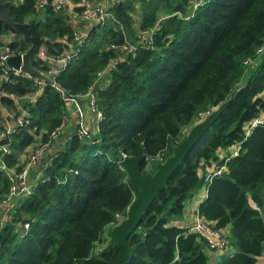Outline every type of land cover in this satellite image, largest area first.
Masks as SVG:
<instances>
[{
    "label": "trees",
    "instance_id": "16d2710c",
    "mask_svg": "<svg viewBox=\"0 0 264 264\" xmlns=\"http://www.w3.org/2000/svg\"><path fill=\"white\" fill-rule=\"evenodd\" d=\"M4 1L16 2L7 8L10 19L44 38L47 55L69 52L70 58L60 66L30 59L43 73L56 71L57 89L23 78L0 86V132L9 128L0 137V205L7 207L0 264H115L123 248L106 244L105 229L133 199L119 159L135 158L142 173L153 172L233 89L126 237L131 257L125 264H207L211 250L189 230L193 221L177 224L201 188L196 215L225 234L227 248L216 264H264V124L245 126L264 109V49L258 51L264 0H110L109 18L98 25L73 22L67 11H80L78 0L58 9ZM150 27V41H138L137 32ZM77 31L86 36L74 43ZM124 43L132 52L119 49ZM91 88L100 118L88 137L75 126L59 149L41 158L29 192L8 200L7 170L20 171L31 153L53 141L64 98ZM224 158L222 173L205 181Z\"/></svg>",
    "mask_w": 264,
    "mask_h": 264
},
{
    "label": "built area",
    "instance_id": "2783aa9c",
    "mask_svg": "<svg viewBox=\"0 0 264 264\" xmlns=\"http://www.w3.org/2000/svg\"><path fill=\"white\" fill-rule=\"evenodd\" d=\"M98 3H95V0H78V2L82 5V9L80 11L75 10H68L67 14L70 16V18L73 20V22H79L84 21L88 24L92 25H98L103 24L106 19L109 18V14L107 13V8L109 7L110 0H98ZM72 0H35V4L38 8H43L46 5H52L54 9L66 7L67 4H70ZM154 27H150L145 30H139L136 34L138 41H150V38L153 34ZM86 36L84 31H77L73 33V37L71 39L72 42H77L82 37ZM0 86L2 84H8L12 83L13 81L17 80L18 78H23L30 80L31 83L34 86H39L43 84L44 82L40 80L37 76L29 75L25 72L20 71L18 68H11L6 65L5 60L12 55H20L24 51H19V42L18 39H10L9 37H0ZM12 44H15L13 47ZM27 47V46H26ZM119 49L122 52H132L133 45L129 43H124L119 46ZM264 49V46L262 48H259L258 51H262ZM263 52V51H262ZM35 58H39L42 60H50L55 65L60 66L65 63L66 60L70 58L69 52H64L60 54H55L53 56H49L46 54L45 49L40 47L39 52L36 56H33ZM56 71L54 69H49L45 75H47L51 82L50 85L55 87L57 89V86L52 81L54 74ZM83 97L86 100V104L88 106V109L90 113L98 120L100 118V112L97 109L96 105V99L94 96V93L91 89H88L85 94L76 96V97H66L64 100L67 102H70L75 100L76 98ZM75 109L77 111L78 119L79 115L81 113L79 106L77 103H74ZM7 114V112H6ZM206 114H202L200 119L203 118ZM67 116L66 114L63 116V121L60 127L56 128L55 131L51 133V139L57 137L60 129L66 124L67 122ZM199 119V120H200ZM18 124H21L20 121L17 122ZM257 124H264V109L257 115H255L251 120L245 125L246 130L248 128L253 127ZM80 135L85 138L88 137L89 132L86 131L85 123H82L80 119L78 120L77 126ZM9 132V128L6 127L5 132H0V137L4 136L5 133ZM69 136V135H68ZM68 138V137H67ZM48 147V145L43 146L42 148H39L34 152L33 154L29 156V159L27 160L26 164L20 169V171H14L12 169L7 170L8 174V194L7 199L10 200L14 197H18L24 194H27L29 192V183L27 180L28 177V170L29 168L37 161L39 156H41L42 152ZM2 150L5 151L6 148L2 147ZM235 153V150L233 151ZM227 158H224L223 163L217 166H213L211 170H209V173L206 174L204 177L205 181H208L211 176L213 175H220L223 171L224 163L226 162ZM261 218L264 220V198L262 203V208L260 210ZM23 228L26 229L27 225L24 224ZM189 230L192 232H196L200 237H202L208 244V248L212 252H216L218 254L224 252L227 247L226 241H225V234L221 231H215L209 228L197 215H195V218L193 220V223L189 227ZM260 261L264 263V252L260 256Z\"/></svg>",
    "mask_w": 264,
    "mask_h": 264
},
{
    "label": "water",
    "instance_id": "95a60500",
    "mask_svg": "<svg viewBox=\"0 0 264 264\" xmlns=\"http://www.w3.org/2000/svg\"><path fill=\"white\" fill-rule=\"evenodd\" d=\"M15 5V1L0 2V29L8 32L11 36L20 37L27 49L20 55L9 56L5 63L11 68H18L29 75L37 76L43 82L50 83L51 80L47 75L30 65V59L38 54L40 47L46 40L31 36L28 32L27 22L16 23L10 19L7 8ZM235 91L236 89H233L226 100L193 123L186 130L181 141L173 146L171 154L162 162L155 164L153 172L142 173L139 161L135 158L122 156L119 159L118 163L126 174L127 184L133 199L126 207L124 217L112 225L108 231L106 244L119 245L124 252L123 257L115 264H125L130 259L131 247L127 243L126 237L135 229L141 215L155 198L156 193L165 186L170 174L181 164L189 148L231 101Z\"/></svg>",
    "mask_w": 264,
    "mask_h": 264
},
{
    "label": "crops",
    "instance_id": "0c3cea01",
    "mask_svg": "<svg viewBox=\"0 0 264 264\" xmlns=\"http://www.w3.org/2000/svg\"><path fill=\"white\" fill-rule=\"evenodd\" d=\"M83 97H79V98H76L75 100L70 101V102H67L66 103V106H65V114L67 116V122L66 124L60 129L58 135L56 138L53 139V141L48 145V147L42 152L41 156H39V158L37 159V161L29 168L28 170V181H35L39 176H40V160L41 158L43 157H46L47 155H50L52 154L53 152H55L57 149H59L62 145H63V142L67 139L68 137V133L71 132V130L73 128H75V123L78 122V115H77V111L75 109V106H74V103L76 102L77 105L79 106L80 110H81V107L80 105L78 104L77 100H79L80 104L83 106V112H84V115H85V121L84 123L87 125L88 123L91 124L90 127H93L94 124H93V115H91L88 110H85L84 106H86L85 104V101L84 99H82ZM232 151H234L236 149V147H230ZM229 148V149H230ZM20 161L22 162L23 161V157L21 156L20 157ZM198 195L200 196H197V198H195V200L198 201L204 196V192H200V193H197ZM202 195V196H201ZM196 203V205H197ZM188 204V203H187ZM186 204V207H185V211H186V215L185 217H183L184 219L179 221L177 224L180 225V224H191L192 221L194 220L195 218V215H196V205L194 206L193 203L191 204V206H187ZM6 205H0V219L2 220V218L4 217L5 215V211L7 209V207H5ZM251 206L252 207H255L252 203H251ZM209 253V261L213 264L215 263L217 260H218V253L216 252H212V251H208Z\"/></svg>",
    "mask_w": 264,
    "mask_h": 264
},
{
    "label": "rangeland",
    "instance_id": "374dc122",
    "mask_svg": "<svg viewBox=\"0 0 264 264\" xmlns=\"http://www.w3.org/2000/svg\"><path fill=\"white\" fill-rule=\"evenodd\" d=\"M3 36H5V37H9L10 39H17V36H11L8 32H6V31H3V30H1L0 31V37H3ZM1 39V38H0ZM82 99H84V101H85V104H86V100H85V98H82ZM77 102H78V104L80 105V107H81V113H80V115H79V119H80V121L82 122V123H84V121H85V115H84V112H83V106L80 104V102H79V100H77ZM84 108H85V110H88V112L90 113V111H89V109H88V106H87V104H86V106H84ZM91 114V113H90ZM92 115V114H91ZM95 121H96V118L93 116V124L95 123ZM78 123V122H77ZM77 123H75L76 125L75 126H77ZM85 126H86V131L87 132H90V130H91V124L90 123H88L87 125L85 124ZM70 133V132H69ZM69 133H68V135H69ZM83 136V135H82ZM147 167H149V164H147L146 166H145V168H147ZM198 192V191H197ZM200 192H203L202 191V188L199 190V192L198 193H200ZM197 196H200V195H198L197 193L195 194V196L191 199V200H188V204H187V206L189 207V206H191V204L193 203V205L195 206L196 205V203H197V201L195 200V198H197ZM202 196V195H201ZM110 228V227H109ZM109 228H107V229H105V231H108L109 230ZM218 261V260H217ZM217 261L215 262V263H213V264H216L217 263ZM207 264H212L210 261H209V259H208V261H207Z\"/></svg>",
    "mask_w": 264,
    "mask_h": 264
}]
</instances>
